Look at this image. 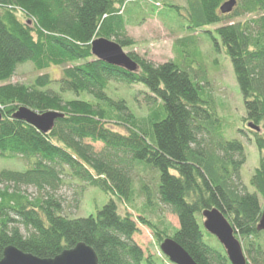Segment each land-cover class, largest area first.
Segmentation results:
<instances>
[{
  "label": "trees",
  "instance_id": "trees-1",
  "mask_svg": "<svg viewBox=\"0 0 264 264\" xmlns=\"http://www.w3.org/2000/svg\"><path fill=\"white\" fill-rule=\"evenodd\" d=\"M146 1L0 0V158L25 166L0 169V260L9 245L53 258L84 242L99 264H174L164 254H145L133 238L142 224L159 247L171 237L198 264H232L203 224V211L218 208L232 224L247 264H264V231L257 229L264 207V0H237L227 14L220 8L228 0L174 5L186 11L189 24L182 30L188 34L175 40V57L163 63L130 51L138 68L129 71L94 56L97 38L123 49L135 46L127 27L145 19L135 13ZM150 4L153 10L162 7L159 1ZM128 9L134 15L127 16ZM215 24L209 33L230 57L244 99L240 131L258 150L259 165L248 183L241 176L246 146L219 132L222 121L198 45L196 32ZM28 62L38 73L34 79L11 82ZM53 66L61 68L56 79L45 72ZM110 80L148 89L140 91L149 106L145 124L125 99L108 95ZM84 92L93 98H81ZM21 107L62 116L43 133L15 117ZM137 165L145 173L159 171L155 192L149 182L135 186ZM65 177L118 201L111 198L95 215L68 216L57 196ZM25 186L38 195L26 194ZM153 195L177 217L178 227L146 215L159 208ZM138 196L145 202L137 217L119 211L118 202L129 208Z\"/></svg>",
  "mask_w": 264,
  "mask_h": 264
},
{
  "label": "rangeland",
  "instance_id": "rangeland-1",
  "mask_svg": "<svg viewBox=\"0 0 264 264\" xmlns=\"http://www.w3.org/2000/svg\"><path fill=\"white\" fill-rule=\"evenodd\" d=\"M151 1L162 3V7L153 10ZM176 6H186V0H147L138 12L135 13L136 18H145L140 24H132L127 27L128 34L135 40V46L132 48H124L126 53L134 51L135 53L147 57L155 63H163L175 57L174 42L179 37H184L188 33L183 27L189 24L186 11L177 10ZM132 4L129 5L131 7ZM133 11L126 12L134 15ZM244 17L237 18L242 20ZM218 25H210L196 32L198 35V45L202 52V62L205 64L209 73V88L214 95L217 105V112L222 121L221 130L219 131L227 139L239 138L246 146V162L241 168V176L248 183L253 175L256 167L259 165L258 150L253 140L247 138L240 130L245 128L243 117L246 115L244 99L238 82L236 80L233 64L230 57L224 50H218L213 36L209 31H214ZM179 27L181 30H178ZM197 66V63L193 62ZM53 78H58L61 74V68L53 66L47 71ZM37 71L31 62L21 64L11 82L29 83L37 75ZM58 83H54L53 87H58ZM140 91H148L143 84L129 85L116 80H110L108 95L111 98H123L126 100L128 107L135 117L144 123L149 112V106L145 103V94ZM73 94V93H69ZM74 95V94H73ZM74 97H76L74 95ZM83 99H92L93 97L84 92L80 95ZM145 124V123H144ZM112 128L120 132H126L122 126L112 124ZM98 148L100 145L97 146ZM24 169L21 160H8L0 158V169ZM150 169V168H149ZM156 171L157 175L159 171ZM154 172L145 173L142 167L137 165L132 172L134 183L139 187L143 182H149L150 188L155 192ZM72 177H65L64 184L57 191L64 206V213L68 216H89L96 214L111 198L118 201L116 196L105 194L97 187L82 186ZM22 190L29 194L32 198L38 195V190L33 186L22 187ZM153 200L157 202L158 209L154 212H147L146 215L154 220H164L173 227H178L177 217L162 203L158 201L155 195ZM145 199L138 196L133 206H126L125 203L118 202L119 211L124 213L129 210L135 217L138 216L140 210L144 207ZM134 240L142 247L146 255L161 257L163 252L158 246L153 231L142 224H139V231L134 235Z\"/></svg>",
  "mask_w": 264,
  "mask_h": 264
},
{
  "label": "water",
  "instance_id": "water-1",
  "mask_svg": "<svg viewBox=\"0 0 264 264\" xmlns=\"http://www.w3.org/2000/svg\"><path fill=\"white\" fill-rule=\"evenodd\" d=\"M237 0H228L220 11L223 14L232 12ZM92 53L98 59L107 63L122 66L129 71H136L137 63L128 53L115 41L106 38H97L92 41ZM62 116L56 111L38 113L27 107H21L15 117L25 120L35 126L43 133L49 132L55 120ZM1 120V114H0ZM249 127L259 129L252 123ZM204 227L214 235L226 249L227 255L232 264H247L246 256L241 242L236 238L232 224L218 208L206 209L203 211ZM259 231H264V207L262 217L258 224ZM160 249L165 256L174 264H198L191 255L173 238L167 237L162 241ZM0 264H99L98 255L94 248L84 242L78 243L75 247L66 249L53 258H41L32 253L24 252L14 245L5 247Z\"/></svg>",
  "mask_w": 264,
  "mask_h": 264
}]
</instances>
